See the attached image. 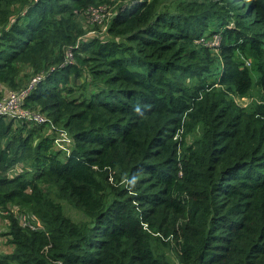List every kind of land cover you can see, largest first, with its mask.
I'll list each match as a JSON object with an SVG mask.
<instances>
[{
	"label": "trees",
	"instance_id": "1",
	"mask_svg": "<svg viewBox=\"0 0 264 264\" xmlns=\"http://www.w3.org/2000/svg\"><path fill=\"white\" fill-rule=\"evenodd\" d=\"M40 73L48 121L0 115V264H264V0H0V100Z\"/></svg>",
	"mask_w": 264,
	"mask_h": 264
},
{
	"label": "built area",
	"instance_id": "2",
	"mask_svg": "<svg viewBox=\"0 0 264 264\" xmlns=\"http://www.w3.org/2000/svg\"><path fill=\"white\" fill-rule=\"evenodd\" d=\"M104 7L107 8L106 6ZM104 7L99 6L98 8H94L90 10L89 17L92 24H99L96 22H102L105 19ZM99 12H100V16L96 15ZM218 44H219V38H216L214 42L209 43L210 46H217ZM73 61H74L73 48L69 47L67 49L66 60L62 64V66H66L67 64ZM45 77H46L45 73L36 74L32 77L29 84L25 88L18 91H11L8 94H6L0 100V115L6 116L8 118L23 119L28 122L37 123V124L46 123L48 121V117L46 115L42 114L38 110H33L31 108H28L24 104L26 97L31 93L32 89H34L36 85L40 83L42 80H44ZM55 131L57 132L54 140L55 146L58 149L69 152L70 145L73 143L72 137L70 136L68 131H66L63 128L55 129ZM22 217H24L25 219L23 220L24 224L27 225L28 223L27 216H22ZM31 227H33V225Z\"/></svg>",
	"mask_w": 264,
	"mask_h": 264
},
{
	"label": "rangeland",
	"instance_id": "3",
	"mask_svg": "<svg viewBox=\"0 0 264 264\" xmlns=\"http://www.w3.org/2000/svg\"><path fill=\"white\" fill-rule=\"evenodd\" d=\"M102 7H104V6H102ZM112 10H113V12L115 10L114 9V4H113V6L111 8L110 7L109 8H105V11H104L105 19L102 22H96V23H99V24H92V22L90 21V17L85 21L86 24H87V27L89 29V31L87 33L88 37H90V36L93 37V35H95V34L103 35L106 32L107 24L110 21V18H111L112 14H113V12H111ZM110 12H111V14H110ZM109 14H110V16H109ZM96 15L100 16V12L97 13ZM108 16H109V18H108ZM260 94H261V92H260L259 87L255 86L251 91L248 92V94H246L244 96H233V98L240 105H243V106H246V107H256L257 104L261 101ZM232 95L233 94H231V96ZM64 207H65L66 214L71 216L74 220H78V221L87 220L86 216H84L83 213L78 211L76 208H74L67 201H64ZM1 213L2 212H1V209H0V255H3V254H6V253L10 252L11 246L7 242L8 237L5 234L6 231L8 230V227L6 225V218H5L4 214H1ZM22 216H21V220H25L24 217H22ZM167 251H168L170 257L172 258V260L175 263L178 264L179 263V259L177 257L176 252L172 251L171 249H167Z\"/></svg>",
	"mask_w": 264,
	"mask_h": 264
}]
</instances>
